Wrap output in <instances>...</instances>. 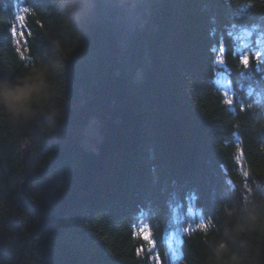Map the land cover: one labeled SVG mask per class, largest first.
Returning <instances> with one entry per match:
<instances>
[{
  "label": "trees",
  "instance_id": "1",
  "mask_svg": "<svg viewBox=\"0 0 264 264\" xmlns=\"http://www.w3.org/2000/svg\"><path fill=\"white\" fill-rule=\"evenodd\" d=\"M262 14L264 0H0V79L62 61L60 117L0 113V264H210L219 240L264 264V64L246 70L232 53L235 37L261 36ZM222 49L231 105L209 67ZM92 118L95 148L80 141ZM104 176L111 201L79 203Z\"/></svg>",
  "mask_w": 264,
  "mask_h": 264
},
{
  "label": "clouds",
  "instance_id": "2",
  "mask_svg": "<svg viewBox=\"0 0 264 264\" xmlns=\"http://www.w3.org/2000/svg\"><path fill=\"white\" fill-rule=\"evenodd\" d=\"M61 68L62 61L49 65L41 60L14 80L0 79V113L16 120L60 117L62 108L58 89ZM233 230L241 233L244 228L238 224ZM210 264H242V259L230 249L226 240H219L213 249Z\"/></svg>",
  "mask_w": 264,
  "mask_h": 264
},
{
  "label": "bare ground",
  "instance_id": "3",
  "mask_svg": "<svg viewBox=\"0 0 264 264\" xmlns=\"http://www.w3.org/2000/svg\"><path fill=\"white\" fill-rule=\"evenodd\" d=\"M85 122V120H84ZM33 144V143H32ZM23 145L26 147V146H31V144L27 143V142H24ZM32 147V146H31ZM35 156V155H34ZM33 158V155L32 153L30 154H24V152L21 151V166L23 168H28L31 166V163H32V159ZM41 172V170H39ZM42 173V172H41ZM39 174V173H38ZM45 174H47V172H43L42 175L44 176ZM37 176V174H36ZM109 177L108 176H104L102 179H101V182H98L97 180L89 183L85 189H83L81 191L82 194L79 195V198L81 199V201H79V203H84V201L86 202L87 198L91 199V197H94V196H98L99 194H101L99 191H103L104 189H106L105 185H108V179ZM35 179V177H33L32 175H20L18 177V180L21 181V190L23 192V194L26 196V198L30 201L29 199V196L27 195V192H26V186L31 183L33 180ZM110 183V181H109ZM117 183H118V180H117ZM119 193V192H118ZM121 195V193H119ZM125 195V193L123 194ZM133 197V196H131ZM86 199V200H85ZM146 203H148V201H146ZM146 205V204H145ZM116 206V205H115ZM119 206V207H118ZM118 207V211L120 212L121 215H126L128 214L127 212H129V208L126 204L122 205V204H119L117 205ZM147 207V205H146ZM34 209L36 210V207H34ZM8 214L9 216L8 217H11L10 216V211H8ZM138 214H136L137 216Z\"/></svg>",
  "mask_w": 264,
  "mask_h": 264
},
{
  "label": "rangeland",
  "instance_id": "4",
  "mask_svg": "<svg viewBox=\"0 0 264 264\" xmlns=\"http://www.w3.org/2000/svg\"><path fill=\"white\" fill-rule=\"evenodd\" d=\"M84 100V97L80 99V101L82 102ZM100 128H101V124L94 118L90 119V120H86L85 121V125L83 126L82 128V132H83V135H84V138L82 140H80L82 142L83 145L85 146H90L92 145V141L95 139V138H98L99 137V132H100ZM24 142H27L29 144H32L31 140L28 139V140H24L23 142H21V151L22 149L25 148V146L23 145ZM33 145V144H32ZM94 146V145H93ZM91 146V147H93ZM32 152H33V148H31ZM33 158H34V155H33ZM31 159L32 161L34 159ZM127 168H132L133 169V166L131 165L130 167H127ZM35 172L37 171H34V170H31V174H35ZM124 173H128L127 171H125ZM25 174V173H23ZM110 181V183H109ZM98 182H101V180H98ZM111 179L108 180V185H105L107 187H105L106 189H104L103 191H99L101 194H99L98 196H94V197H91V199L87 198L86 200V204L88 205H97V206H101L104 204V202H107V201H111V199L107 196L108 194V190L109 188L112 187V185L114 183L111 184ZM102 183V182H101ZM103 184V183H102ZM118 187H117V191H118ZM122 197V196H121ZM101 200V201H98V200ZM85 203V201H84ZM9 239V238H8ZM12 239H10L11 241ZM10 244V243H8Z\"/></svg>",
  "mask_w": 264,
  "mask_h": 264
},
{
  "label": "snow or ice",
  "instance_id": "5",
  "mask_svg": "<svg viewBox=\"0 0 264 264\" xmlns=\"http://www.w3.org/2000/svg\"><path fill=\"white\" fill-rule=\"evenodd\" d=\"M30 11L29 7L25 6L19 9L18 14L16 16V19L19 22V26L21 28V31L17 32V28L15 26L12 27L11 29V33L13 36V39L15 40L16 44H17V51H20L19 49V44H20V39L22 38L25 40V42H27V37H25L24 31L22 30L25 27V20H26V14H28ZM261 17H264V14L261 15ZM222 59L221 60H214L212 61L210 67V71L215 72V75L217 78L220 77L219 73H217L216 71H214L215 67L217 64H222ZM246 62V61H245ZM225 99L223 101L224 104L227 105H231L232 104V100L229 97L228 93L225 92ZM245 176L248 175L247 172L244 173ZM133 229H136L135 225L132 226ZM208 225L207 224H201L198 228V230H204L207 231ZM137 235L142 236L143 240L146 241L150 246L154 247V241H152L149 237V235L147 234V229L146 228H140L137 230Z\"/></svg>",
  "mask_w": 264,
  "mask_h": 264
},
{
  "label": "water",
  "instance_id": "6",
  "mask_svg": "<svg viewBox=\"0 0 264 264\" xmlns=\"http://www.w3.org/2000/svg\"><path fill=\"white\" fill-rule=\"evenodd\" d=\"M31 146H26L24 149H22V152H24V154H30L31 153Z\"/></svg>",
  "mask_w": 264,
  "mask_h": 264
}]
</instances>
